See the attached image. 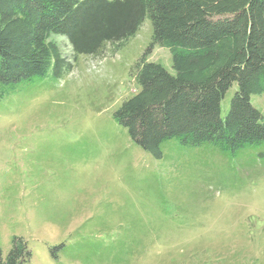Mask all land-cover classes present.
I'll use <instances>...</instances> for the list:
<instances>
[{
  "label": "rangeland",
  "instance_id": "1",
  "mask_svg": "<svg viewBox=\"0 0 264 264\" xmlns=\"http://www.w3.org/2000/svg\"><path fill=\"white\" fill-rule=\"evenodd\" d=\"M51 38L72 68L0 96L4 256L17 236L32 251L24 264H264V143L232 153L172 138L156 157L114 117L140 88L132 68L153 39L150 15L98 53ZM148 59L175 72L167 46ZM251 100L264 114V92Z\"/></svg>",
  "mask_w": 264,
  "mask_h": 264
},
{
  "label": "trees",
  "instance_id": "2",
  "mask_svg": "<svg viewBox=\"0 0 264 264\" xmlns=\"http://www.w3.org/2000/svg\"><path fill=\"white\" fill-rule=\"evenodd\" d=\"M147 15L153 39L132 68L140 88L115 111L116 121L156 157L172 138L232 153L264 143V114L251 100L264 92V0H0V96L51 66L72 68L53 33L76 53H98L134 36ZM155 44L169 47L174 73L148 59ZM31 255L15 236L7 255L0 247V264H24Z\"/></svg>",
  "mask_w": 264,
  "mask_h": 264
}]
</instances>
